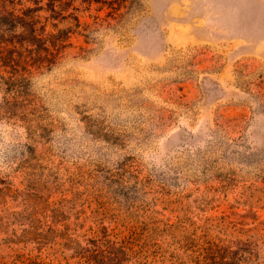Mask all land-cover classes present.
Here are the masks:
<instances>
[{
	"label": "rangeland",
	"instance_id": "1",
	"mask_svg": "<svg viewBox=\"0 0 264 264\" xmlns=\"http://www.w3.org/2000/svg\"><path fill=\"white\" fill-rule=\"evenodd\" d=\"M73 6L0 65V264H264V0Z\"/></svg>",
	"mask_w": 264,
	"mask_h": 264
},
{
	"label": "trees",
	"instance_id": "2",
	"mask_svg": "<svg viewBox=\"0 0 264 264\" xmlns=\"http://www.w3.org/2000/svg\"><path fill=\"white\" fill-rule=\"evenodd\" d=\"M22 1L0 0V65L8 67L12 75H23L34 60L51 62L56 50L66 45L70 31L47 34L42 20L47 17L39 14L40 11H50L56 19L72 16L76 25L80 24L74 12L66 14L70 8L78 9L73 6L75 0H25L34 6H24Z\"/></svg>",
	"mask_w": 264,
	"mask_h": 264
}]
</instances>
